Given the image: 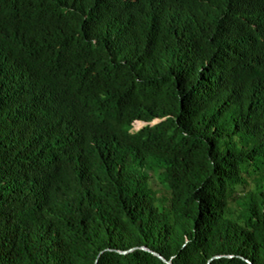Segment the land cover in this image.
<instances>
[{"label": "trees", "instance_id": "obj_1", "mask_svg": "<svg viewBox=\"0 0 264 264\" xmlns=\"http://www.w3.org/2000/svg\"><path fill=\"white\" fill-rule=\"evenodd\" d=\"M156 253L264 264V0H0V264Z\"/></svg>", "mask_w": 264, "mask_h": 264}, {"label": "rangeland", "instance_id": "obj_2", "mask_svg": "<svg viewBox=\"0 0 264 264\" xmlns=\"http://www.w3.org/2000/svg\"><path fill=\"white\" fill-rule=\"evenodd\" d=\"M142 127H143V124L136 125L135 130L138 131ZM152 182H153L154 186L159 190L160 194H166V191H165V189H164V187H163V185L161 184L160 181H158L156 178H153Z\"/></svg>", "mask_w": 264, "mask_h": 264}, {"label": "water", "instance_id": "obj_3", "mask_svg": "<svg viewBox=\"0 0 264 264\" xmlns=\"http://www.w3.org/2000/svg\"><path fill=\"white\" fill-rule=\"evenodd\" d=\"M144 126V123H142ZM144 250H147L146 248H143ZM133 251V250H132ZM130 251V252H132ZM124 254H128V252H124ZM157 256H159V258L163 259L165 262H167L161 255H159L158 253H156ZM168 264H171L170 262H167Z\"/></svg>", "mask_w": 264, "mask_h": 264}]
</instances>
